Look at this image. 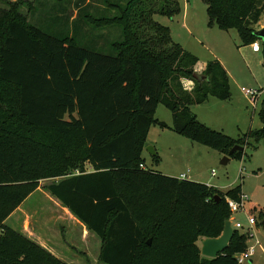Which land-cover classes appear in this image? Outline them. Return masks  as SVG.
Wrapping results in <instances>:
<instances>
[{
	"label": "trees",
	"instance_id": "obj_1",
	"mask_svg": "<svg viewBox=\"0 0 264 264\" xmlns=\"http://www.w3.org/2000/svg\"><path fill=\"white\" fill-rule=\"evenodd\" d=\"M202 1L209 27L235 29L241 45L258 39L264 0ZM106 6L116 13L84 20L119 28L109 52L49 34L0 7V264H68L5 223L46 178H60L48 192L99 237L105 264H239L236 255L247 246L239 230L214 258L201 255L198 242L221 234L231 217L227 198L240 199V184L222 192L147 169L141 154L149 128L159 125L223 155L243 146L230 154L242 159L245 145L264 139V100L260 128L232 138L207 126L191 106L210 96L230 100L229 77L214 58L203 79L194 78L198 58L153 19L179 14V0ZM159 103L170 111V125L154 117Z\"/></svg>",
	"mask_w": 264,
	"mask_h": 264
},
{
	"label": "rangeland",
	"instance_id": "obj_2",
	"mask_svg": "<svg viewBox=\"0 0 264 264\" xmlns=\"http://www.w3.org/2000/svg\"><path fill=\"white\" fill-rule=\"evenodd\" d=\"M106 1L0 0V7L18 11L25 16L27 23L49 34H55L58 37L72 36L79 45L109 52L110 43L120 38L119 28L117 26L96 28L84 20V15L87 13L95 17L114 15L116 12L106 6ZM108 1L120 4L126 2V0ZM179 2L180 12L173 18L154 14L153 19L170 28L173 41L194 54L198 58L199 66L216 58L223 64L229 77L231 99L218 100L212 98L211 101L217 103L216 113L218 116L211 121L212 125L208 126L221 130L232 138L240 137L250 129L260 128L262 122L259 119L258 110L260 103L264 100L263 41L258 38L260 50L252 51L250 45H241L235 29L223 30L216 25L208 26L206 5L202 0H179ZM260 25H264V11L257 25V30L261 27ZM195 72L200 74L201 70L195 66ZM185 85L191 89L194 85L193 80H185ZM242 87L260 91L256 106H253L252 98L241 90ZM156 116L171 123V113L163 105L158 106ZM149 142H153V145L150 146H156L159 149L157 155L160 159L156 166L151 155L145 149L142 158L145 160L147 169L167 172L171 170L173 174L177 175L184 173L191 178L190 180L210 184L222 192L240 184L241 192L246 197L243 201V208L240 211L231 212L229 220L232 223L240 222L243 224L244 228L238 230L247 235L246 219L249 214H254L257 222L250 230L252 238H247L246 245L253 243L254 239H258L260 242V247L256 248L254 257L242 264H252L253 262V264H264V229L261 225L264 218L259 213L260 210H264V139L256 147L252 143L245 145L242 159L230 158L226 164L221 163L223 154L219 151L193 142L170 129L163 128L159 136L150 135ZM175 149H200L201 151L207 149L211 151L210 153L214 155V158L210 156L205 160L189 161L184 159L182 162L176 163ZM197 154L202 153L197 151ZM165 166L166 168H164ZM85 169L88 171L91 167L86 164ZM212 171L214 172L213 175ZM58 180L60 178L40 180L38 188L31 193L25 204L6 224L22 233V227H27L28 224L24 222L26 217L31 221L28 226L32 230H35L37 219L42 215L49 217L50 223V217L57 214L59 218H56V224L63 221L59 209H49L52 206L51 194L46 188L51 182ZM77 228L73 230L72 236H70L72 239L69 242L71 254L75 257L74 263L105 264L89 260L91 256L83 251V237L79 236ZM87 242L90 244V248L91 245H95L93 240H87ZM257 258L259 259L257 260Z\"/></svg>",
	"mask_w": 264,
	"mask_h": 264
},
{
	"label": "crops",
	"instance_id": "obj_3",
	"mask_svg": "<svg viewBox=\"0 0 264 264\" xmlns=\"http://www.w3.org/2000/svg\"><path fill=\"white\" fill-rule=\"evenodd\" d=\"M196 66L198 67L199 70L202 71V69L204 68L205 65H200L199 66L198 62H197ZM212 98H216V97L210 96V97H208V99L205 102H203L201 104H194V105L191 106V110L195 113L196 117L201 122L206 124L207 126L208 125H212L211 121H213L215 119V117L218 116V114L216 113L217 103H215V101H211ZM159 105H163V104L159 103L157 105V107L155 109L154 117L157 120L162 121V122L166 123L167 125H170L171 123L165 122V121L161 120L159 117L156 116L157 115V109H158ZM162 130H163V128L160 127L159 125H152L149 128V131H148V134H147V138L145 140V145L143 147L142 153H143V151L145 149L147 151V147L148 146L153 145L152 144L153 142H151V143L149 142V136L150 135L153 136V137L155 135L159 136L160 132H162ZM166 130H168V128H166ZM151 147H153V150L155 151V154H157L159 152L158 151L159 149H157L156 146H151ZM175 150L176 151L174 153L177 154L176 163L178 161L182 162V160H184V159L189 161V160H198V159L199 160H205V159H207L210 156L212 158H214V155H212L210 153L211 151H209L207 149H205V151H201L200 149H175ZM197 151H199L202 154H197ZM151 158H152V155H151ZM144 165H145V160H144ZM156 166H157V164H156ZM164 168H166V166ZM90 170H88V171H90ZM160 172H162V173H164L166 175L175 176V177H178V178L189 179V180L191 179V178H189V176H186L184 173H179L178 175L177 174H173V172L171 170H170V172L163 171V170H161ZM194 181H197V180H194ZM207 185L212 186L210 184H207ZM29 196L6 218L5 223L14 214H16L20 210V208L25 204V202L29 198ZM50 199H51V205L52 206L49 207V209H51V210H54L55 208L59 209V211H60L59 213L62 216L61 220H63V221H60V223L56 224L55 220H56V218H59V216H57L58 215L57 214V215H52L50 217V219H51V223H50L49 222V217L42 215L41 217H39L37 219V223L35 225V230H32L28 226L31 221H30V219L28 217H26V219L24 218V222L28 223V224H27V227H25V226L22 227V229H21L22 233L26 237H28L29 239L35 241L37 244H39L44 249L49 251L51 254H53L56 257H58L61 260H63L64 262H66L68 264H75L74 263L75 262V257H73L72 254H71L72 251H71V249L69 247V242L72 239L70 236H72L71 234H72L73 230L78 227L77 229L79 231V236L83 237V239H82L83 251L87 255L91 256V257H89V260H95V261H98L100 263L101 261H99V259H98L99 252H100V246H101V241H100L99 237L97 235H95L92 231L88 230L85 227V225H83L76 217H74L72 215V213L66 207H63L59 203V201H57L52 195H51ZM231 224H232V222H231ZM202 239L203 238H200V240H199V246L201 244V240ZM87 240H93L95 242V245L94 246L91 245V248H90V244L87 242ZM251 244H253V243H251ZM255 253H256V251H255ZM254 254L251 257H254ZM259 258H260V256H259ZM259 258H257V260ZM101 263H103V262H101Z\"/></svg>",
	"mask_w": 264,
	"mask_h": 264
},
{
	"label": "water",
	"instance_id": "obj_4",
	"mask_svg": "<svg viewBox=\"0 0 264 264\" xmlns=\"http://www.w3.org/2000/svg\"><path fill=\"white\" fill-rule=\"evenodd\" d=\"M253 34L257 38L261 39L264 43V25H262L258 30L254 31ZM193 77L200 80L203 79V76L196 72L193 74ZM236 150H243V146L234 145L229 150L228 154L223 155L221 159V163L226 164L230 159V154H232ZM147 151L151 155L155 154V151L151 146L147 147ZM261 225L264 229V219L262 220ZM233 233H234V228L232 227L231 221L230 220L225 221L223 230L218 237H205L201 240L200 254L208 258L216 257L218 254L224 251L225 248L228 246L229 241L233 236ZM150 240L151 239L149 238L147 242L149 243Z\"/></svg>",
	"mask_w": 264,
	"mask_h": 264
},
{
	"label": "built area",
	"instance_id": "obj_5",
	"mask_svg": "<svg viewBox=\"0 0 264 264\" xmlns=\"http://www.w3.org/2000/svg\"><path fill=\"white\" fill-rule=\"evenodd\" d=\"M250 47L252 49V51H259L260 50V45L259 43L256 41H254L253 43L250 44ZM188 87V86H187ZM189 88V87H188ZM241 90L248 96H250L253 100V106H256L257 104V100L259 99V96H260V91L258 90H255V89H247V88H241ZM141 167H144L143 165H140ZM214 174V172L212 171V175ZM246 197L241 193L240 194V199L238 201L236 200H233V199H230V198H227V203H228V206H229V209L231 212H237V211H240L242 208H243V201ZM246 224L247 226L245 227V229L248 231L247 233V238L251 237V233H250V230L253 228V226L256 224L257 220L255 218V215L254 214H249L247 216V219H246ZM232 227L234 229H242L244 228V225L241 224L240 222H235V223H232ZM246 244H247V240H246ZM256 247H260V243H259V240L258 239H254V242L253 244H249L246 246L245 250L238 253L236 255V259H237V262L239 264H242L243 262H245L246 260L250 259L251 256L255 253V250H256Z\"/></svg>",
	"mask_w": 264,
	"mask_h": 264
}]
</instances>
